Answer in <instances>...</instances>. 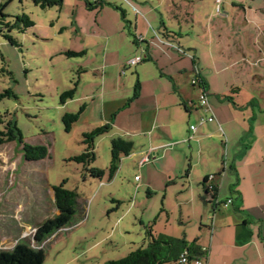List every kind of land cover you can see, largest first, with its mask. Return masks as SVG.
Returning a JSON list of instances; mask_svg holds the SVG:
<instances>
[{"label":"rangeland","instance_id":"rangeland-1","mask_svg":"<svg viewBox=\"0 0 264 264\" xmlns=\"http://www.w3.org/2000/svg\"><path fill=\"white\" fill-rule=\"evenodd\" d=\"M104 2L102 11L96 12L88 11L82 0H63L60 8L44 10L34 6L31 0H0V92L10 89L13 93V97L0 102V116L4 124L16 123L25 144L42 145L48 151L45 159L27 162L15 143L0 146V250H12L19 243L35 246L33 236L37 226L52 218L56 210L52 187L63 182L64 188L78 194L77 211L69 227L54 233L39 246L46 254L44 264H103L120 260L147 246L149 226L155 238L182 239L187 234L193 240L198 232L201 213L196 210L197 205L180 209L176 200L184 198L178 188H173L172 195L164 199L165 186L154 176L148 178V168L140 167L137 158L125 160L123 166L119 164L112 179L107 173L102 179L90 178L81 164L71 161L85 149L82 135L107 124L100 121L102 112L108 118L113 114L108 104L101 107L91 97L100 90L95 83L101 82L104 73L107 78L115 77V70L105 64L120 60L128 42L133 49L138 48L132 42L134 30L130 31L129 24L133 28L137 10L143 16L147 9L158 5V0ZM159 6L158 12L156 8L147 17L153 22L151 33L156 39L153 43L147 40L149 45L176 53V46L159 37L164 38L166 32L178 35L181 29V37L174 35L181 48L197 46L199 50L196 49L194 58L196 61L200 58L203 63L208 58L204 37L210 28L213 55L217 59L224 56L216 62L218 69H222V79L218 77L214 83L216 89L222 93L227 88V96H237L241 104L246 101L249 104L244 105L247 110H237L226 98L224 101L211 98L215 104L223 102L235 120L230 128H224L231 161L235 153L250 145L252 137L247 139L246 133L252 122L255 123L252 136L257 139L254 147L264 148V0H221L220 4L216 0H196L188 5L190 18L183 20L174 17L181 14L179 10H173L167 3ZM23 16L34 26L24 28ZM118 21L126 28L120 38L122 44L118 43L120 40H107ZM167 36L173 37V33ZM220 50L225 54H220ZM69 51L82 55L69 57L66 55ZM146 63L134 67L124 60L116 75L123 79L135 76L137 67H143L142 76L158 73L155 66ZM75 84V98L62 104L60 96ZM232 89H238L240 95ZM108 91L104 90L105 101ZM84 96L89 100L78 102ZM251 97L254 101H248ZM81 106L85 108L66 132L63 116L77 112ZM243 119L246 124H242ZM85 120L93 123L88 126ZM125 126V118L121 117L107 135L95 139V161L91 167L107 170L111 139L127 140L122 135ZM3 129L4 125H0V131ZM141 144L142 141L134 148L140 149ZM185 156L186 153L177 156V161L183 162ZM198 201L201 210L203 204ZM25 224L30 227L25 229Z\"/></svg>","mask_w":264,"mask_h":264},{"label":"crops","instance_id":"crops-1","mask_svg":"<svg viewBox=\"0 0 264 264\" xmlns=\"http://www.w3.org/2000/svg\"><path fill=\"white\" fill-rule=\"evenodd\" d=\"M195 1L158 0V5L153 9H147L143 16L135 10V23L133 28L131 24L129 26L130 31L134 30L133 33L138 37L140 44L138 48L133 49L128 42L127 51L120 60L114 64H105L106 67L109 65L108 68L115 70V77L107 78V74L104 73L101 82L96 81V88L100 90L91 96L92 102L99 101L101 107L107 104L110 106L109 112L113 113L111 118L102 112L100 121L112 123L113 128L119 118H125L127 127L125 126L122 135L127 137L126 141L133 144V151L129 156L121 157V161L123 160L120 161L121 166L125 160L137 158L140 167L148 168L146 169L148 178L154 176L165 186L164 199L169 194L172 195L173 188H178L184 198L176 200V205L180 209L187 205H197L196 210L201 213L198 232L193 240L188 239L187 234H184L183 238L188 243L196 241L200 248L207 251L206 264H264V148L254 147L257 145V139L252 136V130L255 129V123L252 122V128L246 133L247 139L252 137L250 145L241 153H235L231 161L227 146L229 141L224 128L226 130L230 128L235 120L230 113L231 110L226 108L222 101L227 97L231 98L229 102L237 110H247L248 107L245 108L244 105L248 102L241 104L237 96H227V88L222 93L216 89L214 83L218 77L222 79L220 77L222 69H218L216 62L224 56L217 59L215 54L213 55L212 30L207 29L204 37L207 47H204V50L207 54L202 55L208 58L203 63L200 58L197 59L199 66L194 58L197 54L196 49L199 50L197 46L188 45L189 47H186L188 50H183L176 38L181 37V29L178 35L168 32L173 33V37H159L161 41L166 40L176 46L177 49H174L178 55L163 47L160 50L155 49L147 42L149 40L153 43L156 40L151 33L154 31L153 22L147 20V17L151 16L156 8L158 12L161 3H167L173 10H179L178 13L181 14H174V17L179 16L183 20L185 17L190 18L188 5ZM125 30L123 24L118 21L115 27L112 26L113 33L109 34L107 40H120L118 43L122 44L120 38L124 36V32L126 33ZM219 52L225 54L222 50ZM143 56L147 57L145 63L155 66L158 73L149 77L142 76L143 67H137L134 69L135 76L123 79L116 75L118 67L124 60L129 61ZM212 65L216 67V74ZM101 69L104 71V65ZM196 75L204 81L206 87L204 93L214 117L211 122L200 123L202 117L210 114L204 113L199 106V96L203 92L200 86L191 84ZM137 82L140 84L139 96L128 103ZM105 89L109 90L106 94L107 101ZM233 92L239 94L238 90ZM212 96L218 100L221 98L222 103L220 105L213 103ZM82 99L88 101L89 97H79L77 100L80 102ZM251 100L254 101V98L251 97L248 101ZM85 121L88 126L93 123L92 120ZM242 124H246L245 119ZM191 126L195 127V131L190 130ZM138 141H142V144L137 150L134 147ZM182 153H186L184 161H177V156ZM136 178L139 180V177ZM206 178L209 185L218 187L214 202L218 207L215 210L202 201L204 194L202 195L201 183ZM144 185L152 189L149 183ZM51 198L54 203L53 192ZM198 200L203 204L201 210L198 207L200 206ZM205 200L211 202L208 197ZM227 200L231 202L227 204ZM56 214L55 210L54 215ZM23 227L28 229L30 226L25 224Z\"/></svg>","mask_w":264,"mask_h":264},{"label":"trees","instance_id":"trees-1","mask_svg":"<svg viewBox=\"0 0 264 264\" xmlns=\"http://www.w3.org/2000/svg\"><path fill=\"white\" fill-rule=\"evenodd\" d=\"M31 1L34 6L40 8L41 10L53 7L60 8L63 3V0ZM82 1L84 2L85 8L88 11H100L105 5L104 0H95L93 2H90L89 0ZM22 21L24 28H30L34 26V23L25 16L22 17ZM167 34L170 33L166 32L165 36H167ZM132 36L133 44L138 46L140 44L138 37H136L134 34ZM6 39L11 45H15V42L12 40V38L6 36ZM66 55L69 57H78L81 56L82 53L69 51L66 53ZM145 61H147V57L143 56L141 62L137 64ZM193 79L198 81L200 89L203 91V93L206 92L204 81H202L198 75H196ZM75 90L76 84L73 88L67 90L60 96L61 103L64 104L66 100L73 99ZM139 90L140 84L137 82L133 89L132 98L128 101V103L138 98ZM237 90L238 89H233V91ZM11 97H13V93L10 89L0 92V102ZM226 99L231 101V98L227 97ZM84 108L85 106H81L77 112L66 113L63 116L62 122L66 132H69L72 125L78 120L79 115L82 113ZM0 125H4V129L0 131V146L8 143H15L16 146L20 148L19 151L21 153L22 159L27 162H38L47 157L48 151L45 146H32L23 142V137L15 122L7 121L4 124V121L0 116ZM111 129L112 123H107L101 127L95 128L91 132L84 133L82 135V143L85 146V149L80 155H76L71 158V161L82 165L84 172L90 178L102 179L107 173L108 178L112 179L118 171L121 157L129 156L133 151V144L131 142L122 138L112 139L110 142V162L107 170L91 167L95 161V139L97 137L107 135ZM207 180L208 179L206 178L201 183L203 194L205 195L202 198V201L207 203V205L212 206V209L214 208L215 210L218 207V204L214 203L216 200V195L218 194V187L217 185H209ZM64 183L65 182L59 186L52 187L54 206L57 214L37 226L33 236L35 246L32 247L24 243H19L15 245L12 250H0V264H44L46 254L43 248L39 246L54 233L69 227L77 211L78 194L75 190H68L64 188ZM207 197L211 199V202L205 201ZM146 239V247L138 248L120 260H111L103 264H183L180 262L182 255H184L186 259V263L184 264H191L194 259L202 258L204 256L202 253V248L196 244V241L188 243L184 238L177 239L167 236H159L155 238L152 234L150 226L146 231Z\"/></svg>","mask_w":264,"mask_h":264},{"label":"built area","instance_id":"built-area-1","mask_svg":"<svg viewBox=\"0 0 264 264\" xmlns=\"http://www.w3.org/2000/svg\"><path fill=\"white\" fill-rule=\"evenodd\" d=\"M216 1L219 2V4L221 2V0H216ZM141 60H142V57H135V58L129 60L127 65L128 66H134L137 63L141 62ZM191 84L194 85V86H199V83H198V81L196 79H193L191 81ZM199 105H200V108L202 109V111L204 113L210 114L208 117H202L200 119V123H206V122L213 121L214 117H213L211 109L209 107L206 95L203 92L199 96ZM190 130L191 131H195V127L191 126ZM230 202H231V200H227L226 203L228 204ZM202 253L204 254V256L202 258L194 259L191 264H206V260L208 259V253H207V251L204 248H202ZM180 262L183 263V264L186 263V259H185L184 255L181 256V261Z\"/></svg>","mask_w":264,"mask_h":264}]
</instances>
